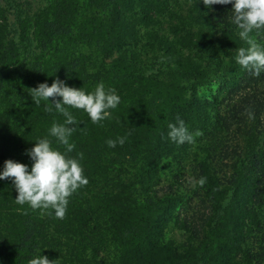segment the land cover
Wrapping results in <instances>:
<instances>
[{"label": "trees", "instance_id": "trees-1", "mask_svg": "<svg viewBox=\"0 0 264 264\" xmlns=\"http://www.w3.org/2000/svg\"><path fill=\"white\" fill-rule=\"evenodd\" d=\"M231 10L202 0H0V169L9 159L30 166L26 152L44 137L64 151L48 131L64 117L33 101L39 83L92 91L103 82L121 97L99 123L69 107L68 155L83 153L89 182L63 219L17 204L11 179L0 180V264L40 252L53 264H264V72L236 63L248 45ZM250 35L264 45V29ZM202 86H216L212 97L198 96ZM178 118L202 132L194 143L168 138Z\"/></svg>", "mask_w": 264, "mask_h": 264}, {"label": "clouds", "instance_id": "clouds-1", "mask_svg": "<svg viewBox=\"0 0 264 264\" xmlns=\"http://www.w3.org/2000/svg\"><path fill=\"white\" fill-rule=\"evenodd\" d=\"M205 7L232 5V23L238 29V36L245 41L247 47L237 50L236 63L251 71L254 76L264 72V45L250 35L254 30L264 29V0H202ZM35 104L46 101L45 110L56 112L64 117L63 123H53L49 136L64 145V151L52 146L48 137L38 139L26 154L31 165L13 161H4L0 169V180L11 179L16 190L15 202L27 204L32 210H40L41 214H54L63 219L69 204V198L81 187L88 184L81 164L83 153L77 157L68 155L75 147L70 138L75 131L77 121L69 111V107L84 110L93 123H99L111 116L121 97L114 88H106L103 82H98L95 89L85 91L82 87L68 86L66 81L56 78L51 85L45 81L31 89ZM59 97V99H57ZM49 98H52L51 102ZM249 117L252 114L249 113ZM168 138L176 144L194 143L195 137L202 135L200 130L190 132L182 119L168 124ZM127 137L121 136L106 141L108 147L123 145ZM199 186L206 183V177H200L196 182ZM41 253V252H40ZM35 255L29 264H53L46 256Z\"/></svg>", "mask_w": 264, "mask_h": 264}, {"label": "rangeland", "instance_id": "rangeland-1", "mask_svg": "<svg viewBox=\"0 0 264 264\" xmlns=\"http://www.w3.org/2000/svg\"><path fill=\"white\" fill-rule=\"evenodd\" d=\"M215 90H216V86H202L198 88L197 94L198 96L210 98L215 93ZM167 239L182 241L183 238L179 233H176L173 230H169L167 233Z\"/></svg>", "mask_w": 264, "mask_h": 264}]
</instances>
